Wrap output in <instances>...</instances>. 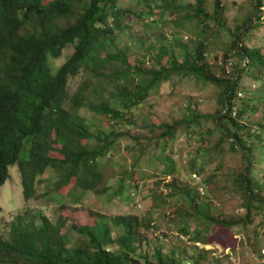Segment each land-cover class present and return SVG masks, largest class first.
<instances>
[{"label":"trees","instance_id":"trees-1","mask_svg":"<svg viewBox=\"0 0 264 264\" xmlns=\"http://www.w3.org/2000/svg\"><path fill=\"white\" fill-rule=\"evenodd\" d=\"M161 1L162 10L176 14L172 22L177 32L184 26L201 27L204 32L212 26L222 29L225 24L221 17L224 7L218 0L211 12L205 10L202 0L186 4ZM120 4L119 0H0V187L9 177L10 166L17 164L25 200L37 197L35 180L46 169L56 173L46 193L56 191L76 202L88 193L111 197L124 192L134 198L138 175L142 177L138 160L148 148H154L157 151L154 158H149L150 163L162 165V180L173 177L170 182H162L164 188L172 190L159 198L166 204L167 198L178 197L176 218L164 213L166 221L177 219L176 229L186 235L193 224V244H210L209 232L214 226H244L248 220L251 222L250 212H261L264 219V166L258 168L263 172L260 183L252 176L254 167L264 164V115L256 122V129L245 124L248 114L258 108L264 112V44L250 47L246 43L251 26L264 25V1L253 0L255 22L248 16L231 29L224 27L231 38L225 52L213 62L207 58L208 40H198L189 49L182 40L170 43L166 38L159 40L154 56L145 52L138 63L131 61L126 50L114 47V31L121 29L120 21L126 11ZM148 10L154 11L151 7ZM143 11L138 15L143 16ZM109 19L111 25L107 24ZM207 21L212 23L210 27ZM69 45L73 52L52 72L48 58L60 57ZM101 49L105 50L103 56H99ZM144 57L154 60V66H144ZM230 57H238L241 63H232ZM229 61L231 67L227 66ZM82 65L91 69L99 82L106 77L115 85L105 103L88 101L91 93L86 92L85 100L80 93L84 88L79 87L63 107L68 78ZM105 70L108 72L103 73ZM174 73L194 75L216 86L219 99L215 111L203 114L187 105L188 114L169 123L138 125L133 119H125V114L146 101ZM242 75L256 82L257 88L245 93L239 83ZM85 85V90L93 88V93L102 90L96 84L94 88L89 80ZM82 103L110 129L92 132L84 119L75 114ZM208 121L212 127L207 128ZM126 123L153 136L130 133ZM181 133L200 142L188 169L197 177L203 175L208 158L221 155L224 144L229 151L238 147L245 166L228 176L243 199L244 216L214 214L213 201L202 199L199 189L204 188V183L209 184L215 173L203 177L204 183L192 186L175 181L178 170L172 142ZM214 133L215 140L206 146V135ZM121 140H127V145L123 147ZM128 156L122 172L108 173L115 158ZM113 178L110 186L108 182ZM82 210L92 217L91 223L77 224L63 213L54 223L40 212L26 223L24 217L16 216L9 235L0 233V264H209L205 253L210 250L186 255L179 245V254L173 250L162 252V246L152 245L146 235V229L151 227L137 214L109 216L88 208ZM69 231L75 233L76 239L70 238Z\"/></svg>","mask_w":264,"mask_h":264},{"label":"rangeland","instance_id":"rangeland-1","mask_svg":"<svg viewBox=\"0 0 264 264\" xmlns=\"http://www.w3.org/2000/svg\"><path fill=\"white\" fill-rule=\"evenodd\" d=\"M174 1V0H173ZM206 11L211 12L215 0H202ZM224 7L222 20L224 26L210 27L212 23L207 21L210 28L202 32L201 27L190 29V27L182 26L177 32L174 28L172 19L176 14H172L169 10H162L159 6L161 0H119L121 8L126 9L125 15L121 18V29L114 31L115 44L114 47L126 50L131 61L138 63L145 52L147 56H154L159 46V40L166 38L168 41L182 40L187 44L189 49L202 39L207 42V58L209 62H213L215 58L220 57L227 47L230 35L227 31L224 32V27L231 29L236 24H241L246 17H252L254 12L253 0H218ZM264 1V0H263ZM182 4L192 3L193 0H175ZM148 7L154 10L149 12ZM158 7V9H157ZM145 10L143 16H139L140 11ZM144 12V11H143ZM107 24L111 25L110 19ZM125 24H127L125 26ZM124 25V26H123ZM193 30V31H191ZM248 40L246 43L250 46H261L264 44V25L251 26L248 30ZM175 47V46H174ZM73 47L68 46L62 50L60 57L52 59L48 58V63L52 67V72L55 71L54 66L60 65L66 57L73 52ZM113 50V48H112ZM176 52L179 49L175 48ZM181 53V52H180ZM105 50L101 49L99 56H103ZM231 58V57H230ZM144 66H154V60L144 57ZM232 63H241L238 57L231 58ZM231 61L227 66L231 67ZM232 70V69H231ZM105 70L103 73H107ZM95 74L87 66L82 65L75 75L69 76L66 88L65 98L62 106L68 105L69 99L78 91L79 87L84 88L80 93L85 98V92L91 93L88 101L100 100L105 103L109 98V93L113 89L115 83H110L106 77L99 82L94 78ZM88 80L98 85L102 90L94 92L93 88L88 90L85 85ZM123 80L121 79V82ZM240 86H242L245 93L257 88L256 82L250 79L247 75H242L240 78ZM95 88V87H94ZM218 89L211 83H205L197 79L194 75L173 74L167 81H163L158 87L157 91L151 92L148 99L142 104L138 105L132 112L124 115L125 119H133L135 124H142L148 122H166L169 123L174 119L180 118L183 114H188L187 105H190L192 110H197L200 113H212L218 107ZM75 114L84 119L92 132L96 130H108L106 123H101L100 116L96 115L93 110L89 108L86 103L77 106ZM264 115L263 109L258 108L253 114H248L245 118V124L252 129H256V122L262 119ZM103 117H101L102 119ZM104 119V118H103ZM127 124V130L135 134H149L145 129L136 128V126ZM207 128L212 127L211 121L206 123ZM207 138L206 146L211 144L217 134L214 133ZM127 139V138H124ZM121 145H127V140H121ZM174 145V161L178 170L175 176L178 184H188L192 186L199 182H203V177L215 173L214 177L209 179L210 183H204V188L199 189L202 199L210 198L213 201L212 213L221 214L224 217L238 218L244 216L245 207L240 193L232 186L231 178L228 173L241 170L245 166V159L241 151L237 148L234 151H229L226 144L220 150L221 155H214L212 159L208 158L203 175L200 177L191 175L189 172V160L200 145L197 139H187L184 134H179L172 142ZM154 148L147 149L139 158L138 163L141 167V176L138 175V188L134 198L129 194L123 195L100 196L94 194H85L81 197L80 202H76L71 197H62L56 191L48 192V188L52 187L53 181L56 179V173L53 170L46 169L41 176H37L35 180V189L37 197L25 200L22 194L21 174L17 164L10 166L9 177L0 187V233L4 237L10 233V224L15 222L16 216H21L23 222L26 223L28 219L37 212L46 216L51 222H55L58 215L63 213L73 218L77 224H89L92 222V217L86 210L83 212L82 208L92 209L109 216L116 214L134 213L137 214L142 222L151 228L146 229V235L152 240V245L160 244L162 252H169L173 250L179 254V247L182 246L186 255L196 253L202 249L210 250L205 253V260L209 264H264V219L263 214L258 212L249 213V220L244 226L236 225L232 228L225 229L221 226H214L209 232L210 244L195 243L191 241L193 224L189 228V234L178 232L177 219L173 221H166L164 215L168 214L176 218L175 213L178 203V197L167 198L166 204L160 200L162 194H166L172 188H164L162 182H170L173 177L163 179L160 173L162 165L158 162L150 163L149 158H154L156 150ZM258 148L256 147V152ZM56 157L60 154L55 152ZM256 155V154H255ZM127 156V155H126ZM130 156L126 159H114L111 167L107 168L109 174L115 172H122L124 164L128 163ZM221 164L220 168H217ZM264 164L260 163L254 168L252 176L260 183L262 181L263 172H259L258 168H263ZM137 182V181H136ZM114 178L110 179L108 184L113 185ZM114 187L111 188V190ZM150 190L154 192L151 194ZM109 191V190H108ZM264 195V192H262ZM64 195V194H63ZM67 204V207L60 206V204ZM77 203V204H75ZM257 231V233H256ZM68 235L72 239H76L74 232L69 231ZM180 245V246H179ZM197 247V248H196ZM151 252V248H150ZM215 261L217 263H215Z\"/></svg>","mask_w":264,"mask_h":264},{"label":"clouds","instance_id":"clouds-1","mask_svg":"<svg viewBox=\"0 0 264 264\" xmlns=\"http://www.w3.org/2000/svg\"><path fill=\"white\" fill-rule=\"evenodd\" d=\"M110 22H111V20H110Z\"/></svg>","mask_w":264,"mask_h":264},{"label":"built area","instance_id":"built-area-1","mask_svg":"<svg viewBox=\"0 0 264 264\" xmlns=\"http://www.w3.org/2000/svg\"><path fill=\"white\" fill-rule=\"evenodd\" d=\"M111 20V19H110Z\"/></svg>","mask_w":264,"mask_h":264}]
</instances>
